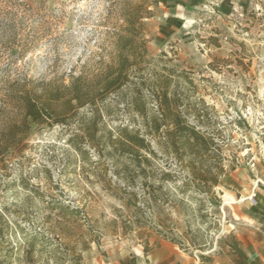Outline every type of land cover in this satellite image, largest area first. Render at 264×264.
<instances>
[{
	"label": "rangeland",
	"instance_id": "374dc122",
	"mask_svg": "<svg viewBox=\"0 0 264 264\" xmlns=\"http://www.w3.org/2000/svg\"><path fill=\"white\" fill-rule=\"evenodd\" d=\"M220 1L230 13L219 11ZM242 1L250 7L240 0H0V98L91 78L115 61L127 16L150 13L138 36L143 70L98 104V122L85 108L63 125L32 126L0 160V264H84L101 245L160 240L199 254L219 241L228 215L208 179L250 169L251 160L264 164V0ZM170 16L181 26L170 28L178 23ZM156 80L169 101L176 96L170 115L179 113L211 143L196 166L165 150L162 136L145 135V119L130 105L140 93L146 117L158 118ZM95 122L94 146L74 150L70 138ZM130 133L155 155L122 147Z\"/></svg>",
	"mask_w": 264,
	"mask_h": 264
},
{
	"label": "trees",
	"instance_id": "16d2710c",
	"mask_svg": "<svg viewBox=\"0 0 264 264\" xmlns=\"http://www.w3.org/2000/svg\"><path fill=\"white\" fill-rule=\"evenodd\" d=\"M149 16L147 9L144 10L143 15L135 12L127 16L125 34L117 35L115 61L91 78L81 74L73 76L68 85H62L53 91L41 89L38 93L33 88H19L5 92L6 94L0 98V160L24 142L32 126L63 125L64 118L85 108L93 111L94 118L98 122L100 120L98 104H101L109 94L121 91V87L128 82V73L143 70L141 64L144 61L145 45L138 36L142 27L140 21ZM159 81H155L157 87L154 92V98L161 111L158 118L146 117V105L140 93L131 96L130 105L137 114L144 117L145 135L157 138L162 136V145L165 150L175 153L181 160L190 159V163L196 166L202 156L209 152L211 143L194 126L189 125L179 113L170 115L172 108H177L179 105L175 95H172L169 101L167 89L165 86H160ZM170 125L173 126L172 130L160 133L161 127ZM94 128H97L96 122L90 127H81L82 135L75 134L70 138L71 147L81 153L82 144L94 146ZM123 136L124 140L120 144L130 153H134L135 149H143L155 155L145 138L139 134L130 133ZM208 181L214 186L218 184L213 176ZM1 232L0 228V240ZM5 264H9V261Z\"/></svg>",
	"mask_w": 264,
	"mask_h": 264
},
{
	"label": "crops",
	"instance_id": "0c3cea01",
	"mask_svg": "<svg viewBox=\"0 0 264 264\" xmlns=\"http://www.w3.org/2000/svg\"><path fill=\"white\" fill-rule=\"evenodd\" d=\"M230 4L231 1L228 7ZM239 4L250 7L248 1L240 0ZM219 5L221 13H230V7L225 12L221 1ZM206 8L207 12L211 10L207 5ZM170 17L178 21L167 23L170 28L181 26V18ZM254 166L231 168L221 175L217 197L228 219L221 227L219 241L206 252H187L165 240L145 247L109 243L96 247L92 253L86 252L84 264H264V164Z\"/></svg>",
	"mask_w": 264,
	"mask_h": 264
},
{
	"label": "built area",
	"instance_id": "2783aa9c",
	"mask_svg": "<svg viewBox=\"0 0 264 264\" xmlns=\"http://www.w3.org/2000/svg\"><path fill=\"white\" fill-rule=\"evenodd\" d=\"M254 164H255V163L251 160V161H249L246 165L249 166L250 169H251V168H254V167H255Z\"/></svg>",
	"mask_w": 264,
	"mask_h": 264
}]
</instances>
